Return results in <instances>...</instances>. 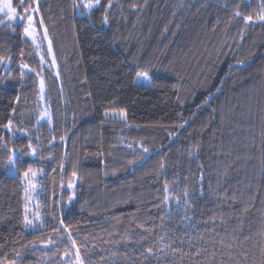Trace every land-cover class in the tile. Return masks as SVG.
<instances>
[{"label": "trees", "instance_id": "obj_1", "mask_svg": "<svg viewBox=\"0 0 264 264\" xmlns=\"http://www.w3.org/2000/svg\"><path fill=\"white\" fill-rule=\"evenodd\" d=\"M107 2L83 16L72 0L40 7L68 101L54 135L22 115L39 89L21 67L39 68L23 26L0 28V264H73L72 240L92 264H264V23L234 15L239 3L255 18L261 2L124 0L160 17L164 41L144 45V55L115 47L103 22ZM65 15L76 22L75 75L59 49ZM138 72L151 82L139 84ZM55 116L62 121V111ZM29 168L44 173L35 231L25 223ZM74 181L72 201L62 188ZM161 236L182 252L145 259Z\"/></svg>", "mask_w": 264, "mask_h": 264}, {"label": "rangeland", "instance_id": "obj_2", "mask_svg": "<svg viewBox=\"0 0 264 264\" xmlns=\"http://www.w3.org/2000/svg\"><path fill=\"white\" fill-rule=\"evenodd\" d=\"M63 0H39L38 8L39 11L36 13H31L33 16L36 31L38 33V40L37 42L40 44V47L37 48L36 44H33L32 39L28 36H25V39L29 41L31 44V47L33 49V54L36 57V59L39 62V68L38 70L34 69L35 71H29V68H23L24 72L28 74H33L36 76V79L38 81V94L36 96V99L34 102L26 103V107L24 108L22 115L24 116V121L26 120H33L37 122L36 127L39 126H46L49 129V134H53L56 131L57 124H61L62 130L63 126L66 124L65 120V111L66 108H68V101L65 95L62 93L61 87V81L64 82L65 76H63V70L61 69L60 63L58 62V47L54 44V37L51 35L52 33V27L49 26V22L46 19L45 15L41 13L42 10H40L41 5L46 4H53L57 2H62ZM128 0H126L127 2ZM248 1V0H247ZM259 3L262 2V0H258ZM28 2H31V0H28ZM251 2V0H250ZM103 3V0H102ZM249 3V2H248ZM112 7L108 8L106 14L108 16V23L105 24V28L110 31L114 45L115 47L119 48V42L124 43L126 47L129 49V51H140L143 50L144 55V45L149 44V42L154 43H163L164 38H158V31L159 30V24H160V17L158 13L151 12L148 8H140L136 7L135 9L126 6L124 3V0H112ZM32 7H37V4L32 3ZM61 12V11H60ZM18 15H24L23 12L18 13ZM68 15L62 16L61 22L59 24L62 25V27H65L64 30V37H65V44L64 48L59 47L60 51L63 52L67 59V63L64 65V67L69 70V72H72L71 74H79L81 71V63L79 62L77 49H79V43H78V35H77V29H76V22L75 19L72 17V19L69 20ZM43 19L44 21V27L48 30V35L50 39L52 40V47H53V53L55 55L56 59V68H53L51 66V60L52 56L48 54L47 48H48V42L43 40V28L40 27L39 21ZM52 26H54L55 21H51ZM6 23H10L12 27H9L8 25H5ZM5 24H0V28L7 26L10 29H14V26H22V22L19 20L13 21V22H6ZM23 23H26L24 21ZM51 32V33H50ZM141 47V48H137ZM127 55V53H125ZM41 56H43L44 62H41ZM142 58V56L140 55ZM134 64V63H132ZM137 65V64H134ZM59 72V77H57L56 73ZM67 73V72H65ZM43 78L45 83V89L43 94H41L40 91V80ZM150 78V77H149ZM138 82V81H137ZM142 85H148V82H145L143 80L138 82ZM56 86L59 87V97L57 93L55 92ZM55 94V95H54ZM41 95H43V99L41 98ZM67 106V107H66ZM63 113L62 121H56V112ZM47 113V115H44ZM43 116V118H41ZM106 117H109L110 119L120 120L124 121L125 118L121 116L119 113H108L106 114ZM50 120V122H49ZM63 144L66 142L64 139ZM59 143V142H58ZM54 144V142H53ZM52 145V143H51ZM37 154V150L35 149V156ZM33 172L37 173V175L34 178H31V182L36 185L35 189L29 188L28 181L23 180L25 189L29 188V191L27 193L26 198V216L29 220L32 221L31 225H27L28 229L31 231L38 230L43 222L42 214L39 208L38 203V179L40 177L44 176V173L42 172V168L39 170H34ZM73 187H69V184L62 188L63 190H66L71 195V200L73 201L75 199V191H76V182L71 183ZM71 202V201H70ZM69 202V203H70ZM46 247V246H45ZM47 248V247H46ZM75 264V262H73Z\"/></svg>", "mask_w": 264, "mask_h": 264}, {"label": "snow or ice", "instance_id": "obj_3", "mask_svg": "<svg viewBox=\"0 0 264 264\" xmlns=\"http://www.w3.org/2000/svg\"><path fill=\"white\" fill-rule=\"evenodd\" d=\"M248 2H249V6H250V0H248ZM17 3L19 4V9L17 8ZM32 3L37 4V7H35V8L32 7ZM38 3H39V0H31V2H28V0H17L16 3H14V0H0V24H5L6 22H13V21L19 20L20 22H22L24 34L32 39L33 44H36L37 48L40 47V44L37 42L38 33L36 31L35 22H34V19H33V16L31 15V13H36L39 11ZM103 6L104 5L102 4V0H72L73 11L75 12L76 9H80V14L82 16L83 15H91L94 11L98 10L99 8H101ZM112 6H113L112 0H108L107 7L111 8ZM132 7H133V9H135L136 5H133ZM260 7H261L260 13L254 18L252 15L244 14V12H242L240 10V4L237 3L235 5L236 11H235L234 15L236 17H242V19L246 25L252 24L254 22L264 23V0H262ZM18 11H22L24 13V15H18ZM24 21H26V23H23ZM103 22L105 24L108 23L107 14H105ZM39 25L41 28H43L42 39L48 42L47 51H48V54L50 56H52L51 66L53 68H56L57 65H56L55 55L53 53L52 40L50 39V37L48 35L47 28L44 27L43 19H41L39 21ZM8 26L12 27V25L10 23L8 24ZM13 30H15V29H13ZM40 59H41V62L43 63L45 58L43 56H41ZM21 67L22 68H28V65L22 64ZM29 71H35V70L29 69ZM22 75H23V73H22ZM56 75H57V77H59L58 71H57ZM141 80L148 82V83L151 82L147 72H138L137 73V81L139 82ZM44 89H45V83H44L43 78H41V80H40L41 94H43ZM41 98L43 99V95H41ZM44 115H47V113H45ZM121 116L124 117L125 114L121 113ZM41 118H43V116ZM49 122H50V120H49ZM11 125H12V122L9 121V123L7 125L9 130H11ZM29 147H31V145H29ZM128 147L131 148L132 146L128 145ZM143 151L147 152L148 149L144 148ZM32 154L33 155L35 154L34 150H33ZM7 163H8V165L12 166L9 169L10 171L15 169L16 159L14 156H9ZM161 167H163V165H161ZM23 175H24L25 180L28 181L29 188L35 189L36 185L31 182V178H34L37 175V173L33 172L32 169L29 168L27 171H25L23 173ZM73 175H75V173H73ZM69 187L71 188V187H73V185L69 184ZM29 188L25 189L26 198H27V193L29 191ZM163 190L165 193V195L163 197V201L165 204H168L170 197L168 195L169 187H168L167 183L164 185ZM187 196H188V192L185 190V192H184V197H185L184 203L186 206L190 207V205L188 204V201L186 199ZM176 204L177 205L180 204V199L178 197L176 198ZM25 211H27V207L25 208ZM185 218L188 219L187 216H185ZM25 223L27 225H31L32 221L29 220L27 218V216H25ZM69 239H71L70 233H69ZM201 239H202V237H201ZM158 242L160 243V247L156 251L153 250V247L147 248V250H146L147 256H145V259H147L148 256L156 257L157 259H159L157 252L164 253V252H166V250H169V249H171L172 252H182V250L179 248H173L172 244L174 243V241L167 239L166 236H161L159 238ZM48 243L51 244V243H53V241L49 240ZM181 243H183V241H181ZM72 247L75 249V264H92V262L90 260L86 261L82 257V255L80 253V248L77 247L75 240H72ZM199 254H200V252H199V250H197L196 255L198 256ZM65 255H69V253L66 252Z\"/></svg>", "mask_w": 264, "mask_h": 264}]
</instances>
